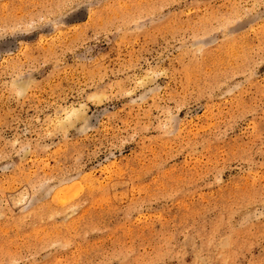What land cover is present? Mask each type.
Segmentation results:
<instances>
[{
  "label": "rangeland",
  "instance_id": "1",
  "mask_svg": "<svg viewBox=\"0 0 264 264\" xmlns=\"http://www.w3.org/2000/svg\"><path fill=\"white\" fill-rule=\"evenodd\" d=\"M0 264H264V0H0Z\"/></svg>",
  "mask_w": 264,
  "mask_h": 264
}]
</instances>
